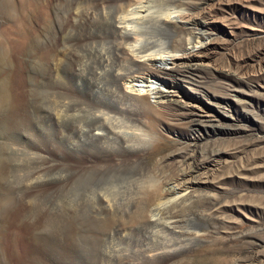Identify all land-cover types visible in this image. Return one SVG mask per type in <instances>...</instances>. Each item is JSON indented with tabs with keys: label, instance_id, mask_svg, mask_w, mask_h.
<instances>
[{
	"label": "bare ground",
	"instance_id": "6f19581e",
	"mask_svg": "<svg viewBox=\"0 0 264 264\" xmlns=\"http://www.w3.org/2000/svg\"><path fill=\"white\" fill-rule=\"evenodd\" d=\"M31 6L30 32L19 27L10 50L0 46V264H21L19 241L31 264L176 262L201 232L173 206L201 172L165 183L144 160L138 114L153 107L147 95L159 106L174 100L181 67L208 64L205 29L182 0ZM181 23L198 31L178 53ZM18 61L30 86L16 92Z\"/></svg>",
	"mask_w": 264,
	"mask_h": 264
},
{
	"label": "rangeland",
	"instance_id": "374dc122",
	"mask_svg": "<svg viewBox=\"0 0 264 264\" xmlns=\"http://www.w3.org/2000/svg\"><path fill=\"white\" fill-rule=\"evenodd\" d=\"M38 1L0 0V46L9 51L7 42L19 27L30 32L31 5L46 2ZM182 7L195 13L205 29L208 64L181 67L176 87L169 88L174 100L159 106L154 95H147L153 107L137 111L144 160L165 183L185 170L201 172L186 200L173 206L188 224L200 226L201 235L171 264H264V0H182ZM181 25L178 53L187 48L189 34L198 31ZM24 39L30 42V34ZM18 64L10 69L16 92L24 82L30 86V69L21 73ZM163 81L174 78L163 75ZM196 108L205 113L202 121H195ZM27 129V123L21 125L23 132ZM17 194L22 196V190ZM17 248L21 264H31L20 241Z\"/></svg>",
	"mask_w": 264,
	"mask_h": 264
}]
</instances>
